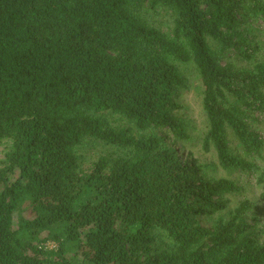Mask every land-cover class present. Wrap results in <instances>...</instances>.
<instances>
[{"label": "trees", "instance_id": "1", "mask_svg": "<svg viewBox=\"0 0 264 264\" xmlns=\"http://www.w3.org/2000/svg\"><path fill=\"white\" fill-rule=\"evenodd\" d=\"M161 11L170 31L143 17ZM261 20L264 0H0V264H264L248 202L213 228L199 218L239 181L174 148L193 66L205 150L264 185ZM89 140L115 150L86 170Z\"/></svg>", "mask_w": 264, "mask_h": 264}, {"label": "rangeland", "instance_id": "2", "mask_svg": "<svg viewBox=\"0 0 264 264\" xmlns=\"http://www.w3.org/2000/svg\"><path fill=\"white\" fill-rule=\"evenodd\" d=\"M143 17L149 21L151 25H156L164 31H170L172 28V16L169 12L161 11L158 14L146 13ZM170 28V29H169ZM256 40L259 42L261 49L257 55V60L264 59V20L253 23ZM228 62H233L239 67H252L255 61L246 62L236 59L232 54L226 57ZM193 66H189L190 82L188 87L179 92L176 98L177 102L182 104L181 116L185 119L190 133V139L185 143H175L174 148L182 158L189 159L192 156L198 159L204 176L210 178H230L239 181L243 187L241 191L231 193L225 196L228 200L227 209L213 214L211 216H200L202 225L213 228L216 222L222 218L229 220L234 215V212L242 203L248 202L250 208L245 213L248 222L252 223L258 232L260 238L264 242V201L261 200L260 195L264 190V185L257 182L255 176L248 171L235 173L233 171L224 170L217 158V153L214 148L211 151H206L203 145L204 136L207 132V119L203 109V88L196 73L193 72ZM253 128L264 140V114L258 115V120L251 122ZM173 137H170V144ZM84 156L86 158L85 168L91 170L95 162L103 155L113 153L115 148H110L104 143L95 140H89L83 147ZM4 156V148L0 147V159ZM259 164L264 165V148L262 154L257 158ZM48 248H54L56 245L53 242L46 244Z\"/></svg>", "mask_w": 264, "mask_h": 264}]
</instances>
